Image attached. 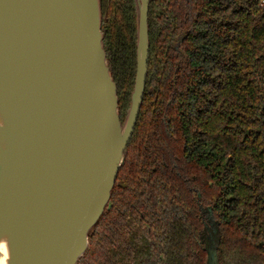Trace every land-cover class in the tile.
I'll return each mask as SVG.
<instances>
[{"label":"trees","instance_id":"16d2710c","mask_svg":"<svg viewBox=\"0 0 264 264\" xmlns=\"http://www.w3.org/2000/svg\"><path fill=\"white\" fill-rule=\"evenodd\" d=\"M99 8L123 123L136 75V0H99ZM147 36L136 131L77 264H149L145 255L153 244H136V200L122 191L132 176L122 178V169L136 148L152 154L168 140L178 151L173 186L187 178L189 191L173 198L183 209L173 214L169 237L161 238L172 248L166 264H206V240L190 232L201 229L205 236L193 187L212 212L219 264H264V0H153ZM163 111L168 133L157 128Z\"/></svg>","mask_w":264,"mask_h":264},{"label":"water","instance_id":"95a60500","mask_svg":"<svg viewBox=\"0 0 264 264\" xmlns=\"http://www.w3.org/2000/svg\"><path fill=\"white\" fill-rule=\"evenodd\" d=\"M149 0L123 123L99 0H0V240L7 264H77L107 207L139 112ZM205 224L206 264H219Z\"/></svg>","mask_w":264,"mask_h":264},{"label":"flooded vegetation","instance_id":"af4514ba","mask_svg":"<svg viewBox=\"0 0 264 264\" xmlns=\"http://www.w3.org/2000/svg\"><path fill=\"white\" fill-rule=\"evenodd\" d=\"M152 1L153 0H149L148 9ZM180 40L181 38L178 37L177 44L174 46L176 61L180 60ZM153 103L155 104V102ZM169 103L170 102L167 101V105ZM150 113L155 116V114L159 112L151 110ZM158 120L160 121V125H157V128L160 131L162 130L168 133L165 111H163L162 116ZM136 121L131 136L136 131ZM139 142L140 140H138V143ZM173 148L174 145L171 141L169 142V140L164 142L163 145L160 144L159 148L153 150L152 154L139 153L137 152L138 148H136L134 153L127 155L125 167L122 169V178L124 177L128 180L132 176V181L129 184H126L127 181L122 179L124 182V190L122 191H126L128 197L130 194V196L136 200L137 214L136 221L133 225L136 229V244L143 240H147L153 244L148 251L151 252V254L149 255L146 253L145 255L146 259H150L149 264H166L167 257L172 254V248L165 243V240L164 244H160L161 238L169 237L172 231L173 221H175V216L173 214L175 213L177 215L181 213L183 209L178 208V206L181 205L178 204L179 202L177 200L178 203L173 206L175 194L180 193L183 196H187V192L189 191L187 178L183 180V184L178 183L173 186V179L171 177L172 165L175 167L174 159H178V151L176 152L175 148ZM163 175H165L167 179L164 180ZM191 191L192 196L195 197L194 203L199 210L198 216L203 228H205V224L212 228V224L215 226V223L209 206L205 204L198 190L193 187ZM126 219H130V216H127ZM190 232L195 235L199 242L205 240L206 234L204 236L201 229L197 231L192 229Z\"/></svg>","mask_w":264,"mask_h":264},{"label":"bare ground","instance_id":"6f19581e","mask_svg":"<svg viewBox=\"0 0 264 264\" xmlns=\"http://www.w3.org/2000/svg\"><path fill=\"white\" fill-rule=\"evenodd\" d=\"M3 124V120L0 119V126ZM8 245L4 239L0 240V264H7Z\"/></svg>","mask_w":264,"mask_h":264}]
</instances>
